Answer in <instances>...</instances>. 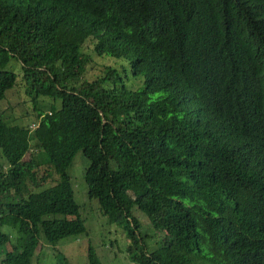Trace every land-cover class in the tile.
<instances>
[{
  "label": "trees",
  "instance_id": "16d2710c",
  "mask_svg": "<svg viewBox=\"0 0 264 264\" xmlns=\"http://www.w3.org/2000/svg\"><path fill=\"white\" fill-rule=\"evenodd\" d=\"M19 81L35 116L0 110V264L86 235L78 151L131 262L264 264V0H0V102Z\"/></svg>",
  "mask_w": 264,
  "mask_h": 264
},
{
  "label": "rangeland",
  "instance_id": "374dc122",
  "mask_svg": "<svg viewBox=\"0 0 264 264\" xmlns=\"http://www.w3.org/2000/svg\"><path fill=\"white\" fill-rule=\"evenodd\" d=\"M116 64L117 59L108 57ZM18 65V63H17ZM88 77L93 79L98 73V69L95 64H92L88 69ZM16 87L8 92L7 99L0 102V110L7 108L8 106H14L15 114L21 115L20 120L32 119L35 114L30 113L26 116L21 110L22 102L21 96V82ZM21 91V92H20ZM21 103V104H20ZM8 111V110H7ZM2 160V159H0ZM87 165V160L83 156L81 151H78L73 159L72 166L68 169L71 176V182L74 189L75 200L79 205L80 217L84 219L85 227L87 230L86 235L72 236L63 239V242H59L56 246L47 245V248H41V250H47L39 257H33L31 264H61L56 257V253H62L68 264H84L86 257L87 242L95 246L97 254L100 257L101 264H130L126 258L125 247L127 246L126 240L123 236L118 237L114 235L116 230V224H109L106 218L102 216L99 205L95 199H88L86 195V184L83 179V173ZM137 217L140 218L142 226L147 223V218L142 216L141 212ZM141 213V214H140ZM135 214V210H134ZM142 218V220H141ZM142 229H144L142 227ZM159 232V231H158ZM81 236H85L86 243L83 245ZM118 238V240L116 239ZM110 240H116V243L110 247ZM71 242V246H65V243ZM105 242V243H104ZM151 247H149L150 249Z\"/></svg>",
  "mask_w": 264,
  "mask_h": 264
},
{
  "label": "clouds",
  "instance_id": "9594fccd",
  "mask_svg": "<svg viewBox=\"0 0 264 264\" xmlns=\"http://www.w3.org/2000/svg\"><path fill=\"white\" fill-rule=\"evenodd\" d=\"M81 240H82V238H81ZM41 248H45V244H43V243L40 242V244L35 248V252H34V255H33L32 257L36 256V258H37V257H39L42 253H44V252L47 251L46 249L42 251ZM126 258H127V260L129 259L128 256H126ZM32 259H33V258H32ZM31 262H32V260H31ZM128 262H129L130 264H135V263L131 262L130 260H129Z\"/></svg>",
  "mask_w": 264,
  "mask_h": 264
}]
</instances>
